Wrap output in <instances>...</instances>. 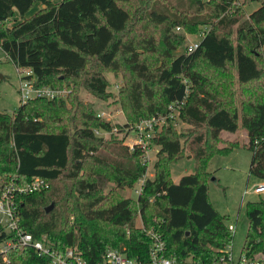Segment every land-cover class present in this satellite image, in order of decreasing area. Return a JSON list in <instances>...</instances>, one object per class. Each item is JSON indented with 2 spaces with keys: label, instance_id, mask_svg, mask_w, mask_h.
<instances>
[{
  "label": "trees",
  "instance_id": "16d2710c",
  "mask_svg": "<svg viewBox=\"0 0 264 264\" xmlns=\"http://www.w3.org/2000/svg\"><path fill=\"white\" fill-rule=\"evenodd\" d=\"M233 1L0 0V48L20 74L31 71L33 86L68 90L62 98L20 101L11 114L0 111L1 179L48 183L14 198L21 228L35 238L45 235L57 251L75 248L88 264L102 262L108 248L150 262L147 229L160 234L165 255L178 261L212 262L223 254L233 234L228 215L209 200L206 164L216 149L237 144L220 147L221 132L245 130L249 175L264 181V57L256 53L264 45V0H248L261 4L242 21L231 12ZM36 3L39 8L26 17ZM202 26L209 29L188 51L184 33ZM147 51L156 54L158 65L142 56ZM230 66L244 87L237 94L224 90ZM203 68L223 71L218 85L224 89L212 87ZM102 71L127 78L132 121L172 105L184 122L205 129L209 150L195 156L193 173L171 179L170 165L180 159L182 145L166 125L152 138L158 146L153 176L136 198L120 193L145 176L147 163L139 148L117 137L122 125L98 117L80 97L85 91L110 96ZM113 128L108 138L95 133ZM245 210L242 252L256 258L264 254V198L248 201ZM0 264L53 263L30 247H16L0 254Z\"/></svg>",
  "mask_w": 264,
  "mask_h": 264
},
{
  "label": "rangeland",
  "instance_id": "374dc122",
  "mask_svg": "<svg viewBox=\"0 0 264 264\" xmlns=\"http://www.w3.org/2000/svg\"><path fill=\"white\" fill-rule=\"evenodd\" d=\"M52 1L57 3L60 0ZM260 4L261 1L234 0L231 5V12L239 21H242L247 19ZM38 8L39 3L34 4L26 13V17L33 14ZM18 21L19 17L9 19L6 21V26L11 27ZM207 29H209V26H202L198 32L194 33H184L181 29L176 32L184 33L185 44L188 47L189 44L200 40L203 32ZM155 32L157 34V31ZM256 53L264 57V45L260 49H257ZM142 56L149 57L152 65H158L156 54L147 51ZM159 59L163 60L162 57H159ZM203 71L212 82V87L215 85L217 87L223 80V71L221 74L207 68H203ZM102 73L107 79L109 97L101 99L91 95L87 91L80 93V97L85 103L89 104L93 113L97 115L101 114L100 117L109 121L112 125H122L121 131L117 132V137H121L123 143L128 146L132 145L140 136L142 139L145 138L146 134H149L151 137L158 136L166 125L172 126V131L179 137L182 145V155L179 160L171 163L170 177L173 181L177 182L181 176L193 173L195 171V156L202 155L209 150V141L205 129H196L184 122L179 117V107H172L170 105L167 106L164 112H155L137 121H132L135 118L132 116V108L126 91L128 87L126 85L127 78L120 72L102 71ZM227 73L230 78V84L226 89L220 88L218 85L219 89L234 91L235 94L238 91H243L244 87L237 85L235 68L230 66L227 69ZM0 74L3 75V78L0 79V111L11 114L20 105L19 76L16 66L1 48ZM258 86L257 84H253L249 87L257 90ZM103 136L108 138L110 135L105 134ZM151 137L146 139L148 144L146 151L142 152L141 149H138L141 152L142 160L147 163L145 177L149 178L153 176V164L158 150V146L154 144ZM220 139V147L230 146L235 143L237 145L227 151L216 149L208 158L206 164L207 176L208 178L210 177L208 181V197L218 213L228 215V223L235 224L231 248L233 255L237 257L242 252L243 240L247 230L245 204L248 201L257 200L259 197L264 198V193L258 195L252 192L254 185L261 182V180L250 176L248 172L251 162V152L245 146L247 144L245 130L239 126L235 132L223 131L220 133ZM11 183L13 182L6 181V179L3 180L0 177V189L1 186ZM109 186L113 187L112 184H109ZM138 186L139 182H136L133 188L120 190V193L125 197L136 198L134 190ZM136 222L140 224L141 221L137 219Z\"/></svg>",
  "mask_w": 264,
  "mask_h": 264
},
{
  "label": "built area",
  "instance_id": "2783aa9c",
  "mask_svg": "<svg viewBox=\"0 0 264 264\" xmlns=\"http://www.w3.org/2000/svg\"><path fill=\"white\" fill-rule=\"evenodd\" d=\"M198 44L199 40L189 44L187 50H195L198 47ZM17 73L19 76V94L21 102H25L28 99L35 97H43L47 99L62 98L68 93L66 88L33 86V79L27 77L31 73L30 70H26L20 74L17 69ZM97 116L100 117L101 114H98ZM112 132H116V128H113L111 131L95 130V133L98 135L110 134ZM150 137L151 136H149V134H146L144 139L140 136L139 139H137L132 145H129V148L133 149L134 147H137L141 149L142 152L146 151L148 145L146 139ZM151 138H153V136ZM146 178L147 177L143 176L137 181L139 182V186L134 190L136 197L142 192L143 184ZM47 187L48 183L38 177L33 178L30 182L25 184L11 183L9 185L1 186L0 235L1 232H3L5 236L0 240V254L4 255L8 250L16 247H30L37 255L48 257L53 264H88L75 248L57 251L51 242L47 240L45 235H42L40 238H35L30 232L25 231L19 226L17 203L14 198L21 194L34 193L44 190ZM252 192L258 195L264 193V181L254 185ZM228 228L233 234L235 231V224L229 223ZM146 234L150 237L152 243L149 248L150 262L145 264H264V254H260L256 258H249L241 252L239 256L235 257L232 253L231 244H228L223 250V254L219 258L214 259L212 262H202L195 259L178 261L165 255V244L157 231L147 229ZM96 264L144 263L134 258L126 257L114 248H108L105 253L104 260Z\"/></svg>",
  "mask_w": 264,
  "mask_h": 264
},
{
  "label": "water",
  "instance_id": "95a60500",
  "mask_svg": "<svg viewBox=\"0 0 264 264\" xmlns=\"http://www.w3.org/2000/svg\"><path fill=\"white\" fill-rule=\"evenodd\" d=\"M3 78V75L0 74V79ZM53 207V203H51L48 207H46L45 211L48 212Z\"/></svg>",
  "mask_w": 264,
  "mask_h": 264
},
{
  "label": "crops",
  "instance_id": "0c3cea01",
  "mask_svg": "<svg viewBox=\"0 0 264 264\" xmlns=\"http://www.w3.org/2000/svg\"><path fill=\"white\" fill-rule=\"evenodd\" d=\"M179 180V179H178ZM175 182V181H174Z\"/></svg>",
  "mask_w": 264,
  "mask_h": 264
}]
</instances>
